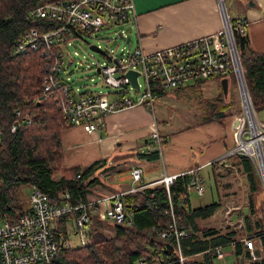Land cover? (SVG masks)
<instances>
[{
	"label": "trees",
	"instance_id": "16d2710c",
	"mask_svg": "<svg viewBox=\"0 0 264 264\" xmlns=\"http://www.w3.org/2000/svg\"><path fill=\"white\" fill-rule=\"evenodd\" d=\"M55 1L60 0H0V218L10 223L16 222L27 209L18 196L22 186L37 187L49 202H58V195L67 192L70 202L79 204L90 200V188L99 182L96 177H87L101 161L70 167L63 162L61 135L72 126L59 110L58 96L42 95L49 66L46 49L38 46L25 52L14 51L17 39L25 31L55 27L49 20L28 14L35 6ZM238 21L230 18L232 27ZM233 38L253 108L259 111L264 109V55L250 47L245 31L234 32ZM232 83L236 84L230 75L229 90ZM199 87L194 84L188 90L206 100ZM185 88L188 86L173 91ZM226 96L220 89L211 100L213 110L217 111L211 112L210 119L202 123H222L226 117L237 114L224 113L233 97L231 92L229 98ZM15 121L18 126L11 132V123ZM137 155L155 165L160 160L156 151L149 154L138 151ZM227 158L242 169L248 185V213L242 216L243 224L238 229L221 232L199 224L213 216L221 205L212 202L192 207L187 197L193 174L186 171L169 183L168 191L163 183L143 182L142 188L124 193L121 201L126 221L117 223L93 216L85 244H59L54 264H214V248L226 245L233 247L236 257L233 264H264V207L254 197L261 188L259 176L248 158L240 155ZM80 212L75 210L58 221L65 239H68L66 223ZM175 226L186 233L177 241L172 234L168 238L160 235ZM243 237L258 241V248L253 251L256 259H252ZM179 252L184 257L182 262Z\"/></svg>",
	"mask_w": 264,
	"mask_h": 264
},
{
	"label": "built area",
	"instance_id": "2783aa9c",
	"mask_svg": "<svg viewBox=\"0 0 264 264\" xmlns=\"http://www.w3.org/2000/svg\"><path fill=\"white\" fill-rule=\"evenodd\" d=\"M217 3L222 28L213 35L152 52L145 51L140 45L133 48L122 46L119 49H103L96 45L99 49L97 53L104 60L95 65V71L102 76L103 84L110 88L106 93L91 90L80 92L68 78L63 77L66 52L69 46L83 39V34H97L106 27L115 26L113 32L116 37L120 32L121 38H124L125 31H130L136 17L133 0H60L35 6L29 9V16L49 20L55 27L25 31L17 39L14 51L25 52L38 46L46 49L49 66L48 75L43 80L42 95L45 97L55 93L66 122L72 127L82 128L88 134L104 127L105 117L109 114L143 106L154 115L158 100L166 96L165 93L194 84L202 86L211 80H229V76L233 75L241 109L232 116L233 145L223 158L233 155L248 158L264 186V121L258 119L253 108L233 38L234 32L244 33L246 22L239 19L237 25L232 27L221 0H217ZM127 25L130 28L124 29ZM73 54L77 55V52ZM72 60L70 57L68 63ZM128 71L138 73L137 87L131 84ZM131 90L138 93L137 97L128 94ZM16 122L11 123V132H15L18 126ZM164 142V135L157 122L153 121L139 152L149 154L156 151L161 158ZM185 172L167 175L164 171L155 183H163L168 191L169 183ZM187 172L193 174L191 188H194L196 195H202L201 178L193 170ZM130 176L131 186L127 190L79 204H72L67 192L58 195V202H49L37 187L31 186L28 207L17 221L10 223L0 218V264H54L58 245L71 246V235L77 240L74 246L85 244L91 232L93 216L117 223L126 221L122 195L145 186L142 168L132 167ZM77 178H80L79 174ZM187 198L190 199V196ZM75 210L81 212L66 223L68 239H65L58 221ZM58 234L61 236L58 237ZM171 234L177 241L186 233L175 226L160 235L168 238ZM243 243L250 250L252 259H256L252 252L253 242L244 239ZM214 251L217 259L224 257L220 247H215ZM178 255L182 262L184 257L180 252Z\"/></svg>",
	"mask_w": 264,
	"mask_h": 264
},
{
	"label": "crops",
	"instance_id": "0c3cea01",
	"mask_svg": "<svg viewBox=\"0 0 264 264\" xmlns=\"http://www.w3.org/2000/svg\"><path fill=\"white\" fill-rule=\"evenodd\" d=\"M222 2L229 18L246 22L245 35L250 47L264 55V0ZM133 3L136 14L132 23L135 46L140 45L147 52L207 37L222 28L217 0H133ZM190 88L193 89V86L186 89ZM199 88L204 99L216 98L221 89L220 81L211 80ZM158 109L161 106L155 108L154 115L143 106L109 114L105 117L104 127L91 134L80 127L68 128L61 135L64 164L67 167L87 165L89 162L102 161L101 159L117 151V147L125 151L141 146L148 137L149 126L153 121L157 122L161 133L165 134L161 156L166 163L164 171L167 175L190 170L199 175L204 167L224 160L226 151L233 145L232 117L223 120L224 127L217 121L200 122L197 125L181 122L171 129L167 122V125L164 124L166 119H156ZM225 120H228V124ZM101 164L102 162L97 167ZM97 167L92 169L87 179L93 178L100 170L98 168L95 171ZM162 173L149 178L143 177L144 182L152 184ZM254 242V250H257L258 241Z\"/></svg>",
	"mask_w": 264,
	"mask_h": 264
},
{
	"label": "rangeland",
	"instance_id": "374dc122",
	"mask_svg": "<svg viewBox=\"0 0 264 264\" xmlns=\"http://www.w3.org/2000/svg\"><path fill=\"white\" fill-rule=\"evenodd\" d=\"M114 29H116V27L111 26L103 28L97 34H83L82 40H78L74 46L68 47L66 61L62 67V75L64 78H68L75 87H78L80 92L91 90L106 93L110 91V88L103 84L102 76L95 71V65L97 63H102L104 59L99 53L90 50V45H99L103 49H119L122 46L133 48L135 46L136 37L133 26L130 31H125L126 35L124 38H117L113 32ZM74 51L77 52V55L73 54ZM70 57L73 58V60L68 63ZM230 92L233 97L229 108L224 111L225 114H229V112L233 111L238 113L241 109L236 84L232 83L231 89L229 90L228 88L226 97L229 98ZM128 94L134 97L138 95L137 92L132 90ZM228 98L225 99L227 100ZM212 99L214 98L202 100L196 92L186 88L170 91L169 94L158 100L159 103L156 109L159 106H161V109L157 110L156 119H166L164 124L167 125L168 123L167 126L171 127V129L174 128V125L180 124L181 122L187 125L200 124L204 119H210L211 112L217 111L213 110ZM223 101L222 103H225V101ZM255 113L258 119L264 121V109L255 111ZM225 121L228 124V120ZM219 124L224 127L225 122H219ZM161 134L165 136L163 132ZM169 137H171V135H169ZM164 145L165 143L162 144V150L164 149ZM140 147L141 146L138 145L135 148L125 151L117 147V151L108 155L105 159H101L102 164L100 167H97L95 171L98 168H100V170L92 176L96 177L99 183H95L90 188L91 200L111 195L115 192H119L118 190L121 191L126 189L129 185L131 186L130 170L134 166L142 168V177L144 178H149L164 172L163 168L166 163L162 160V156L157 166H155L137 155ZM222 161L223 163L221 164ZM222 161L206 166L200 171L203 193L198 196L194 188H191L189 190V196L192 207L206 205L212 202H220L221 206L217 212L210 218L199 221V224L201 226L215 227L219 231L225 232L228 228L238 229L243 224L242 216L248 213V185L245 176L242 175V169L240 167L233 165L231 160L227 157ZM91 164H93V162H89L87 165L82 166H89ZM151 164L153 166H150ZM259 180L261 188L254 197L256 203L264 207V186L260 178ZM155 181L152 184H154ZM29 192L30 186L25 185L20 188L18 193L21 204L25 207H28ZM104 230L107 233H111L108 227H105ZM244 239L245 237H243L242 240ZM254 241L256 240L252 241L255 245ZM70 243L71 245L77 243L74 235L70 236ZM253 251L254 249H252V252ZM222 252L225 255L224 260L216 258L214 264H233V262H235L236 257L233 254L232 245L222 247Z\"/></svg>",
	"mask_w": 264,
	"mask_h": 264
},
{
	"label": "water",
	"instance_id": "95a60500",
	"mask_svg": "<svg viewBox=\"0 0 264 264\" xmlns=\"http://www.w3.org/2000/svg\"><path fill=\"white\" fill-rule=\"evenodd\" d=\"M221 2H222V0H221ZM222 4H223V2H222ZM223 9H224V12H225L224 4H223ZM129 28H130L129 25H127V26L124 27V29H129ZM118 36H119L120 38L122 37V35H121L120 32H118ZM89 49L92 50V51H94V52L99 51V49L97 48V46L94 45V44L90 45V46H89ZM127 75L130 77V82H131V84H132L133 86L137 87V81H136V78H137L138 73L135 72V71H128V72H127ZM228 82H229V80H228L227 78H223V79L220 80V88H221V91H222L223 95H226V94H227L228 85H229ZM222 163H223V162H222Z\"/></svg>",
	"mask_w": 264,
	"mask_h": 264
},
{
	"label": "bare ground",
	"instance_id": "6f19581e",
	"mask_svg": "<svg viewBox=\"0 0 264 264\" xmlns=\"http://www.w3.org/2000/svg\"><path fill=\"white\" fill-rule=\"evenodd\" d=\"M262 175H263V182H264V165L262 166Z\"/></svg>",
	"mask_w": 264,
	"mask_h": 264
}]
</instances>
